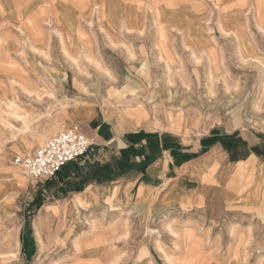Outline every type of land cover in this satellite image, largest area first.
Returning a JSON list of instances; mask_svg holds the SVG:
<instances>
[{
	"label": "rangeland",
	"instance_id": "rangeland-1",
	"mask_svg": "<svg viewBox=\"0 0 264 264\" xmlns=\"http://www.w3.org/2000/svg\"><path fill=\"white\" fill-rule=\"evenodd\" d=\"M45 1L51 22L30 36L16 13L0 12V264H171L164 251L190 264L191 245L197 262L264 264V161L245 144L240 159H226L225 147L207 153L218 141L264 140V0H86L84 10L101 9L82 15L72 0ZM11 101L28 128L7 113ZM126 106L145 115H125ZM165 113L182 116V127ZM112 114L130 124L120 132L205 144L187 179L177 184L171 170L154 182L94 145L73 162L84 170L74 185L14 164L65 129L92 140L111 127L97 125L116 126ZM77 238L96 243L82 255Z\"/></svg>",
	"mask_w": 264,
	"mask_h": 264
},
{
	"label": "crops",
	"instance_id": "crops-1",
	"mask_svg": "<svg viewBox=\"0 0 264 264\" xmlns=\"http://www.w3.org/2000/svg\"><path fill=\"white\" fill-rule=\"evenodd\" d=\"M112 116V119L115 122L116 126L113 127V125L109 122H107L108 124L101 123L97 125L99 127H111L108 130L103 131V133L101 132V134L97 130L96 135H92L93 137L91 138L94 143L93 147L96 146L95 149L97 150H101L100 147L108 148L116 155L117 158L124 160L125 163H135V167L140 169V171L146 178L154 182L168 180V176L170 175L171 170H174V173L177 174V184H182L180 180H183L185 177V181L187 179V174L186 176H183L181 175V173L186 168L194 164L193 162L195 161H193V158L195 153L198 152V150L200 151V149L205 148V144H202V142H197L195 139L189 143L184 144L179 140H175L174 137L164 135L162 132L148 130L146 128H138L120 132L130 127V124L128 122L120 120V118L115 114H112ZM226 143V141H218L214 144L211 143L212 145H208L209 147L207 153H212V151L220 147H225L223 148V152L226 151V148H229L231 151V154L228 153V157L226 159H240V156L243 155L245 151L241 152V149L238 150L237 147L245 144V146L247 145L249 150H252V155L249 156L250 158L264 161V140L262 138L246 140L245 142L243 141V143L235 142L233 146L230 144L226 145ZM256 149L259 150L258 154L256 153ZM92 162L94 161L92 160ZM80 163L82 162H71L60 171L61 173H64V183L68 185H74L78 181L79 183L83 182L84 170L82 169V166L79 165ZM71 165L73 166V168ZM188 186L191 185L187 181L183 187L186 189L188 188ZM202 191H204V189ZM182 194V198L191 199V196H184L186 195V193ZM85 196H88V194L86 193Z\"/></svg>",
	"mask_w": 264,
	"mask_h": 264
},
{
	"label": "bare ground",
	"instance_id": "bare-ground-1",
	"mask_svg": "<svg viewBox=\"0 0 264 264\" xmlns=\"http://www.w3.org/2000/svg\"><path fill=\"white\" fill-rule=\"evenodd\" d=\"M46 2L45 0H24V3L21 2V3H18V0H0V12H2V9L7 6L8 10L14 12L17 14V17H18V23L17 24H14L16 25V27H18V30L21 31V32H24V31H27V33H33L34 31H37L39 27L42 26V23L41 22H51V17L48 13V10H49V6H48V2H46L47 4H44V3H41L40 4V10H36L32 15L26 17V14L27 13H30L34 8H36V6L40 3V2ZM48 1V0H47ZM65 2L67 0H64ZM69 1V0H68ZM72 7L74 8L75 7V12L76 14H80L82 15L83 13H85V11L87 12H91L93 13V9L94 10H100L101 7L98 6V3H93V5H95V8L92 9V11L88 10V8L86 10H84V7L87 5L86 4V0H72ZM50 2V1H49ZM56 2V1H55ZM51 3V2H50ZM151 4V3H150ZM56 5V4H55ZM70 5V4H69ZM101 5V4H99ZM116 5V4H115ZM71 6V5H70ZM90 7V6H89ZM100 7V8H99ZM6 9V8H5ZM5 9L3 10V12L5 11ZM252 9V8H251ZM250 9V10H251ZM255 9V8H254ZM252 11V10H251ZM72 12V11H71ZM95 12V11H94ZM90 13V14H91ZM255 13H256V10H255ZM53 14V13H52ZM60 14V13H59ZM153 14V13H152ZM256 15V14H255ZM68 16V14H67ZM59 17V16H58ZM79 17V16H78ZM90 17V16H89ZM64 18V17H63ZM84 18V17H83ZM80 19H81V16H80ZM85 19V18H84ZM257 19V18H256ZM101 20V19H100ZM220 20V19H219ZM258 20V19H257ZM256 20V21H257ZM9 21V20H8ZM102 21V20H101ZM259 21V20H258ZM76 22V21H75ZM129 22V21H128ZM8 24V23H7ZM12 24V23H11ZM69 24V23H68ZM261 25V24H260ZM46 26V25H45ZM126 26V25H125ZM262 26V25H261ZM121 27V26H120ZM123 27V26H122ZM264 29V28H263ZM14 31V30H13ZM27 33H26V36H27ZM28 33V34H29ZM30 36V34H29ZM26 39V38H25ZM31 39V38H30ZM33 42V41H31ZM1 44V42H0ZM64 44V43H63ZM2 45V44H1ZM85 46V45H84ZM11 47V46H10ZM84 49V47H83ZM130 49V48H129ZM127 50L128 51V56L129 57H132L133 56V53L132 51L130 50ZM67 50V49H66ZM82 50V48L80 49ZM20 51V50H19ZM83 53V51H81ZM89 55V54H88ZM87 55V57H88ZM72 57V56H71ZM90 57V56H89ZM89 57L87 59H89ZM160 57V56H159ZM91 58V57H90ZM166 58V56H165ZM131 59V58H130ZM133 59V58H132ZM199 59V58H198ZM75 60V59H74ZM94 60V59H93ZM96 62V61H95ZM99 63V62H98ZM97 63V64H98ZM78 64V63H77ZM80 64V63H79ZM99 65V64H98ZM79 67V66H78ZM112 74V73H111ZM212 74V73H211ZM110 76V75H109ZM30 88V87H29ZM27 88L26 86H23V90L26 91V93L28 94H33L37 97H40L41 94L39 93V91L37 90H33V89H29ZM44 93V92H42ZM47 93H51V92H47ZM129 106H133V104H129ZM8 107L10 110H7V113L9 114H12L16 119H22L23 120V123L25 125V129L28 128L29 126V123L31 122V117L29 115H24V114H21L18 111V107H17V104L13 101H11L9 104H8ZM127 108L124 110L125 112V115L129 114V115H136V116H139V117H142L145 115V112H144V109L142 108H134V110H130V107L126 106ZM143 112V115L142 114H138V112ZM168 112V111H167ZM142 115V116H140ZM120 118V120L124 121V117L122 116H118ZM165 120L167 121V124H173L176 123L181 125H183L184 123V118L182 116H180L179 118H175L174 115L172 113H165ZM121 125V124H120ZM123 128V127H122ZM183 129V128H182ZM121 130V128H120ZM118 131V130H117ZM239 150V149H238ZM95 223L94 222H90V230L93 232L94 229H95ZM173 227V226H172ZM234 227V226H233ZM232 228V227H231ZM233 229V228H232ZM232 229H231V232H232ZM250 230V229H249ZM170 231L172 233H177L176 231H174L173 229L170 228ZM233 233V232H232ZM250 233V232H249ZM249 237V236H248ZM248 241V240H247ZM193 242H197V240L194 239H190V242L189 244H192ZM82 240L77 238L75 240V246L76 248L78 249V252L79 253H82L85 254L84 250L85 248H92L94 246V244L96 243L95 240L94 241H91L89 242L86 247L83 245L82 246ZM244 246V244H242ZM159 246V245H158ZM160 247V246H159ZM241 248V247H240ZM159 249V248H158ZM162 249V248H161ZM245 249V248H244ZM164 251V250H163ZM162 251V252H163ZM195 250L192 248V245L188 248V250H186V255H185V258L188 259V261H191L190 264H205L204 261H195L197 260L199 257H200V254L197 255L195 254ZM15 252H12V254H14ZM241 253V252H240ZM164 256L167 258L168 262L171 263V264H177L176 261L174 262L172 260V256L168 253H166L164 251ZM242 254V253H241ZM88 259H86L85 261H80L78 262L77 264H95V262L93 261H90L89 263H87ZM182 261V260H181ZM261 262V261H260ZM53 264H61L58 260H55ZM180 264V263H179ZM243 264H245L243 262Z\"/></svg>",
	"mask_w": 264,
	"mask_h": 264
},
{
	"label": "built area",
	"instance_id": "built-area-1",
	"mask_svg": "<svg viewBox=\"0 0 264 264\" xmlns=\"http://www.w3.org/2000/svg\"><path fill=\"white\" fill-rule=\"evenodd\" d=\"M93 145V141L82 132L65 129L32 153L16 156L14 164L21 166L33 179H49L67 164L83 157Z\"/></svg>",
	"mask_w": 264,
	"mask_h": 264
}]
</instances>
